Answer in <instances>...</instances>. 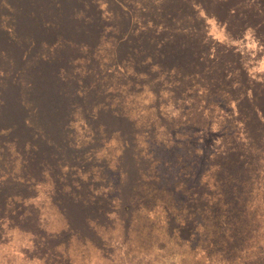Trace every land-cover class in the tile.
I'll return each mask as SVG.
<instances>
[{
	"label": "trees",
	"instance_id": "obj_1",
	"mask_svg": "<svg viewBox=\"0 0 264 264\" xmlns=\"http://www.w3.org/2000/svg\"><path fill=\"white\" fill-rule=\"evenodd\" d=\"M51 2L61 10L58 17L33 16L32 2L26 9L24 1L0 0V61H32V69L49 72L44 79L29 78L25 86L17 72L0 78V234H9L7 242L0 244V263L64 264V249L74 240V236L67 240L75 231L71 230L72 221L90 230L85 225L88 218H80L74 208L79 202L85 208L90 204L98 208L99 222L108 219V207H101L107 197H100L98 202L77 200L78 194L87 197L94 193L96 184L106 183L104 175L95 171H107L92 167L94 155L84 154L86 149L74 143L76 135L85 129L94 131L92 144L109 134L116 155L113 164L109 159V176H125L122 183L115 182L117 176L113 180V188L120 184L124 187L119 205L125 221L133 220L132 201L144 187L143 178L152 174L149 169L162 174L158 188H167L162 185L172 178L187 189L174 193L167 184V189H173L169 195L175 198L176 208L162 210L168 215L166 219L178 226L175 217L187 209L183 234L206 208L208 214L213 209L228 214L229 183H222L220 192L216 188L208 202L204 193L207 184L227 175L241 183L250 181L256 173L263 177L264 74L254 78L242 61H263L253 56L264 51V0H144L143 10L135 11L134 16L115 17L116 24L129 26L132 39L136 36L132 32L135 24L142 28L139 36L143 44L137 43L136 60L129 61L135 70H149L147 61H156L165 68L174 67L179 80L167 84L171 92L163 95L158 91L162 85L158 79L119 76L130 86L121 92L127 105H110L107 119L96 110L106 102L107 80L88 73L81 76L70 64L72 58L77 60L78 31L85 26L73 14L96 7L84 1L81 5L78 0ZM29 19L33 22L27 26ZM115 55L119 59L123 53L115 50ZM92 63L87 61L89 66ZM63 69L66 75L60 74ZM190 72L192 77L193 72L199 75L195 78L200 83L185 97L192 83L185 74ZM139 82L151 86L143 90L137 88ZM166 100L180 108L176 118L166 116ZM132 102L142 105V125L137 126L124 112V105L131 107ZM100 157L97 162L105 169L106 161ZM93 163L95 166L96 161ZM230 185L236 186L234 182ZM113 214L118 217L117 212ZM31 231L50 235L32 236ZM53 234L59 240H52ZM36 238L41 240L38 248L43 258L31 255ZM52 246L59 249L54 251Z\"/></svg>",
	"mask_w": 264,
	"mask_h": 264
},
{
	"label": "rangeland",
	"instance_id": "obj_2",
	"mask_svg": "<svg viewBox=\"0 0 264 264\" xmlns=\"http://www.w3.org/2000/svg\"><path fill=\"white\" fill-rule=\"evenodd\" d=\"M21 1H24L22 6L26 9L30 7L29 2L33 3L35 7L33 16L40 14L44 18H48L49 16L58 17L61 15V10L56 9L51 0ZM78 1H81V5L84 4L83 1L91 4L96 9L87 13L85 9L83 11L77 10L76 14H73L76 21H84L85 26L83 30L78 31L81 38H79L80 40L76 46V50H79L76 53L77 60L75 61L72 58L73 61H70V64L73 66V70L81 76L88 73L101 81L107 80V84H104L106 102L96 108L99 116L107 119L110 105L114 108L121 103L127 105V102L123 99L125 95H122L121 92L128 91L130 86L128 82L119 80V76L124 74H132L139 79L140 77L150 79L153 77V79L162 82L158 91L163 95H166L167 90L169 93L171 92V87L168 89L167 84L179 80L177 70L174 67H171L173 70L165 68L156 61H147L149 70H145L143 67H140L139 71L135 70L133 63L129 61L136 60L137 43L143 44V37L139 36L142 28L135 24L136 26H134L132 32L134 30L136 36L132 39L129 35V26L126 23L116 24L114 22L115 17L131 16L135 11L139 13L140 9L143 10L142 2L144 0ZM150 1L153 2L154 0ZM136 17L138 19V16ZM51 19L58 20L57 18ZM51 19L48 21L52 22ZM63 21L64 23L68 22L67 18H63ZM32 22L29 19L26 23L27 26ZM205 38L207 37L205 36ZM130 43L136 44L131 49L126 48ZM115 50L122 51L121 58L116 59ZM206 55H209V53L206 52ZM249 55L251 56V53ZM260 57L263 58V61H250L247 57L249 61H242L250 69V74L254 78L261 77L264 74V51L255 52L253 59L257 60ZM87 61H93L92 66H89ZM31 65L32 61H0V78L17 72L18 78L25 86L29 83V78L44 79L49 77L48 71H36L32 69ZM63 71L64 69L61 70L60 74H64ZM150 72L154 74L150 76ZM185 76L190 77L192 83L187 86L183 96L200 83L195 78L199 76L195 72H193V77L191 72L185 74ZM144 83L139 82L137 88L149 89L151 84L145 85ZM98 84V87H101L100 83ZM165 103L166 116L171 114L176 118V113L180 108L168 103L167 100ZM138 104V102H132L131 107L128 108L124 105L125 114H128L137 126L143 124L141 120L143 115L140 114L142 105ZM133 110L136 111L135 115H133ZM77 119L76 117L75 120ZM92 134L94 137L93 129H85L76 135L77 139L74 143L86 149L84 154L94 155L92 156V167H100V170L107 171L103 173L99 170L95 171L96 175H104V182L106 183L105 185L103 182L96 184L92 188L94 193L87 194V197L78 194L80 197L77 200L83 201L86 199L88 201L94 199L98 202L100 197H107V202L101 207H108V216H106L108 219L103 223L99 222V209L93 204L85 208L79 202V205L74 207L80 218H88L85 225L88 224L90 230L86 231L85 227L83 229L78 224V221L76 223L72 221L73 227L71 230L75 231L74 234L68 236L67 240L69 241L72 236H74V240L72 244H68V247L64 249L66 253L62 257L64 264H71V259L74 264H264V162L261 169L263 177L256 173L250 181L241 183L236 181L235 176L227 175V177L221 179L216 178L215 184H207L204 193L208 202L209 199L214 198L216 188L220 192L223 189L222 183H229L228 193H231V197H229L230 201L225 207L229 213L223 215V209H213L208 214L206 208L204 215L201 214L200 218L191 220L186 233L183 234L184 231L181 228L187 224L185 223L189 214L187 209H184L186 213H183L182 216L175 217L178 226L168 221L166 219L168 215H164L162 210H170L175 207L176 200L174 202L175 198L169 195V191L174 189V193H179L185 192L187 189H183L179 182H175L172 178H168L167 184H170L173 189H167L169 188L167 184L162 185L167 188H158L161 185L162 174L157 175L158 173H153L152 169L148 170L152 174H148L143 178L144 187L139 189L136 197L133 198L131 208L133 220L131 223L124 220L123 214H120L123 207L119 205L122 199L120 195H122L121 192L124 187L121 188L120 184L118 187L113 188V180L117 176L119 180H115V182L122 183L121 177L125 176L121 174L119 177L116 173L111 177L109 176V159L113 164L116 158L115 150L111 148L109 137H107L109 134L100 137L98 143L94 144L89 143ZM135 138L139 140V137ZM119 140L122 139L119 138ZM91 145L93 147L88 149ZM100 155L102 161H106L105 169H102L97 162V159H101ZM94 161H96L95 166ZM206 173H208L207 170ZM171 177H174V174ZM232 182L236 186H231L230 183ZM244 206H247V209ZM218 210V214H215L214 211ZM114 212H117L118 217L114 216ZM74 217L76 218V216ZM207 231H210V234H207ZM31 232H33L32 236L43 235V237H46L50 235L45 231L37 234L34 231ZM6 233L7 231H4L0 234V244L7 242L9 234ZM54 239H58V237L53 234L52 240ZM35 240L37 246L34 247L35 249L31 252V255L43 258L40 248H38L41 245V240L38 238ZM52 249L55 251L59 248L52 246ZM58 254L61 255L63 252L60 250ZM1 261L2 254L0 253ZM48 264L54 263L48 261Z\"/></svg>",
	"mask_w": 264,
	"mask_h": 264
}]
</instances>
